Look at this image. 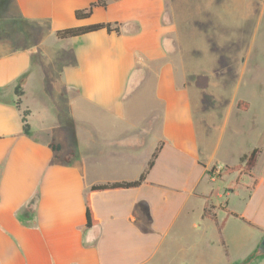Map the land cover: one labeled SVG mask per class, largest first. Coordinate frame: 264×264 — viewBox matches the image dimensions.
Instances as JSON below:
<instances>
[{
	"label": "crops",
	"instance_id": "obj_1",
	"mask_svg": "<svg viewBox=\"0 0 264 264\" xmlns=\"http://www.w3.org/2000/svg\"><path fill=\"white\" fill-rule=\"evenodd\" d=\"M95 1L0 0V264H264V52L252 41L229 60L213 46L233 31L205 43L189 32L186 62L170 0H105L75 18ZM205 4L186 11L214 16ZM97 24L119 32L55 37ZM137 69L152 74L158 111L127 108L145 91L128 96ZM158 147L140 186L91 191L136 181ZM253 150L250 175L219 176Z\"/></svg>",
	"mask_w": 264,
	"mask_h": 264
},
{
	"label": "rangeland",
	"instance_id": "obj_2",
	"mask_svg": "<svg viewBox=\"0 0 264 264\" xmlns=\"http://www.w3.org/2000/svg\"><path fill=\"white\" fill-rule=\"evenodd\" d=\"M200 4V9L202 11L204 8H206V0H197ZM235 1V2H234ZM170 2L173 3V8L178 14H182L183 16H177V26L178 29H180L183 32V41L182 46L186 48L185 55V61L187 62L190 60L191 55L189 54V46L191 45L189 42V38L185 36V34H189V32H197L198 36L200 37L199 40H202L204 43L206 40H216V33L217 31L221 30H230L233 31V34L229 36V38H221L219 37V43H214V49H217V52L221 51V48H223L224 54L225 50L228 51V54L226 56L229 58V60H232V58L235 57V59L242 54L243 50L248 48L252 41L255 44V51L258 48V54L259 50L264 52V3L260 1H254V0H241L239 3V0H214L216 4L213 5L214 9V16H190L188 13L187 7L190 4L194 5L196 0H170ZM229 3V7L232 9L233 4L235 3V11L233 12V16L230 13V15H227V5ZM240 6V9L242 6H245L246 11L243 13L241 10L237 9V6ZM7 11H11V13H14V9L11 5V8L7 9ZM223 11H225L226 16H223ZM201 13V12H200ZM4 28V27H3ZM254 30H258L255 34H253ZM229 31V32H230ZM1 33V31H0ZM231 33V32H230ZM2 35L0 34V38ZM258 46V47H257ZM221 54V53H220ZM258 54L253 53L252 58L255 59V56L258 58ZM261 57L264 59V53L261 54ZM51 77V70L46 69V75L45 79H50ZM153 76L146 70L137 69L134 73V77L130 83V89L128 91V96L135 95L141 88L142 84L145 86V91L142 92L139 95L134 96L129 103L127 104V108L138 110L141 114H144L146 112H150L151 110L158 111L159 110V104L157 102H154L151 99V91L153 89ZM37 86V85H36ZM142 86V87H143ZM226 86H224V89ZM206 118H204V124L210 125L212 123V119L210 117V111L209 113L206 112ZM157 113L155 117H153L149 121V125L156 124L157 121ZM237 169L236 171H239V175L242 177L243 175L247 176L250 175V170H248L245 167V163L239 164L238 167H234V169ZM230 170H226L225 168H222L220 170L219 176L224 177L225 175L229 174ZM218 176V177H219ZM239 176V179L241 177ZM215 177L217 175L215 174ZM218 179V178H217ZM239 179L237 184L239 183ZM229 181L226 182H216L214 184V187L212 190H214L212 200L213 201H221L220 196L223 193L224 186H227L229 184ZM253 180H250L249 186L252 184ZM231 184V183H230ZM229 184V185H230ZM234 184V181L232 180V185ZM235 187V186H234Z\"/></svg>",
	"mask_w": 264,
	"mask_h": 264
},
{
	"label": "trees",
	"instance_id": "obj_3",
	"mask_svg": "<svg viewBox=\"0 0 264 264\" xmlns=\"http://www.w3.org/2000/svg\"><path fill=\"white\" fill-rule=\"evenodd\" d=\"M96 7H100V8H105L106 7V1L105 0H96L95 2H93L92 4H90V6L84 10H80V11H76L74 13V16L76 19L80 20V19H86L88 18L91 13L92 10ZM104 29L107 33H111V32H115L118 33L119 32V27L118 25H112V24H97V25H91V26H86V27H78V28H69V29H64V30H60L57 31L55 33V37L58 40H65V39H70V38H75V37H79L88 33H92L98 30H102ZM200 81H204V79H200L197 81V85H201ZM130 89V87H129ZM128 89V91H129ZM15 95L17 100L15 101V106L16 108L19 109L20 106V96H21V91H20V87L19 85L15 88ZM29 112L24 110L21 113V122H22V129L25 135H30L29 132V128H28V124L26 121V116H28ZM50 148L53 151H57L58 147L54 146L52 144H50ZM159 151V147L153 152V154L151 155L150 160L148 161L147 164V168L145 169V171L139 176V178L131 183H115V184H105L102 186H96V187H92L91 191H107V190H124V189H131V188H136L138 186H140L146 178V175L148 173V171L152 168L154 161L157 157ZM257 153H259V150H253L250 154L243 156L239 159V164L245 163V167L250 170L252 169L254 162H255V158ZM226 170H230V172H235L237 169L235 168H228L225 167ZM214 169L212 168L210 171H208L207 173L210 175H213L214 173ZM231 190L229 188H226L224 190V193H228ZM85 219H86V227L87 228H91L94 225H96V221L93 218L92 212L90 210V206H89V201L88 199L86 200V206H85ZM235 216V215H234Z\"/></svg>",
	"mask_w": 264,
	"mask_h": 264
},
{
	"label": "water",
	"instance_id": "obj_4",
	"mask_svg": "<svg viewBox=\"0 0 264 264\" xmlns=\"http://www.w3.org/2000/svg\"><path fill=\"white\" fill-rule=\"evenodd\" d=\"M261 246L264 248V237L261 240Z\"/></svg>",
	"mask_w": 264,
	"mask_h": 264
}]
</instances>
